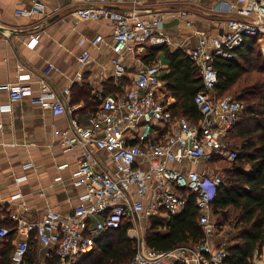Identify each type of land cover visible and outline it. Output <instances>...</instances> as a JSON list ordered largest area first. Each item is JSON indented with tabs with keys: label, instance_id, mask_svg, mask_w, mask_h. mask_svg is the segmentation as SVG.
I'll return each mask as SVG.
<instances>
[{
	"label": "built area",
	"instance_id": "2783aa9c",
	"mask_svg": "<svg viewBox=\"0 0 264 264\" xmlns=\"http://www.w3.org/2000/svg\"><path fill=\"white\" fill-rule=\"evenodd\" d=\"M107 1L118 5L127 2ZM237 2L240 6L229 5L228 10L241 18L228 21L226 30L217 37L196 31L198 42L188 51L200 70L205 87V92L198 93L195 98L202 114L198 125L171 111L161 66L154 64L140 70L131 85L124 86L121 92L100 97V107L90 116L86 126L73 120L69 131L58 132L68 151L77 145L82 148L72 180L74 186L84 188L85 193L81 203L69 215L50 210L42 220L18 218L15 227H0V248L8 237L13 236L16 240L13 264H24L32 238L53 251L59 264H78L93 251L96 238L102 234L126 224L131 225L130 233L143 227L142 223H148L152 217L181 215L186 211L191 195L199 209L203 241L195 246L183 245L159 252L139 239L131 264H203L204 255L210 256V264H223L227 253L222 243L217 245L214 241L220 232L212 220V202L225 178L210 169H193L192 166L214 159L233 162L238 158L228 136L246 106L233 97H217L219 76L213 63L217 57L232 59V51L249 39L257 40L264 59V0ZM131 3L133 6L126 11L94 7L73 13L77 23L109 19L113 22L117 56L112 59V65L119 87L127 77L123 62L126 53H142L148 47L162 48L171 43L170 38L159 31L162 19L144 16L139 8L142 0ZM46 14L44 0H31L30 6L16 10V16L28 19ZM34 41L33 47L38 43V37ZM101 41L98 37L93 44ZM90 58L85 52L80 62L85 64ZM52 69L54 66L48 64L44 74L48 76ZM28 79L21 77L18 84L6 86L11 102L29 98L32 104L45 110L68 112L45 80H40L41 93L36 96ZM78 79L82 80L81 74ZM64 94L68 96L70 89L64 90ZM8 109L10 106L5 110ZM91 148L107 154L113 170L102 168ZM185 162L190 165L187 170L183 169ZM65 167L66 164L59 168ZM253 264H264V248L262 252H256Z\"/></svg>",
	"mask_w": 264,
	"mask_h": 264
},
{
	"label": "crops",
	"instance_id": "0c3cea01",
	"mask_svg": "<svg viewBox=\"0 0 264 264\" xmlns=\"http://www.w3.org/2000/svg\"><path fill=\"white\" fill-rule=\"evenodd\" d=\"M30 2L0 0V25L14 32L11 37L0 34V227H14L18 218L42 220L50 210L69 215L81 203L85 189L74 186L72 175L82 148L77 145L68 151L58 132L69 131L73 120L82 126L89 123L91 112L86 110L84 101L89 95L81 94L84 87L90 93L89 101L100 107V97L131 85L137 73L148 66L143 57L153 49L148 47L142 53L125 54L123 62L127 77L119 87L112 65V59L117 56L113 22L109 19L77 23L73 13L94 7L126 11L133 6L132 0L119 5L107 0H44L46 15L32 19L16 16V10L30 6ZM229 5L240 6L237 0H142L139 8L147 18L153 15L162 19L159 31L171 40L163 48L188 53L198 42L196 31L217 37L226 30L228 21L241 18L228 10ZM182 13L186 16L181 17ZM36 37L38 43L33 47ZM98 37L102 41L94 45L93 41ZM85 52L91 58L82 64L80 57ZM48 64L54 69L46 76L44 70ZM157 64L164 77L169 61L163 52ZM79 74L82 80L78 79ZM21 77H29L36 96L41 93L40 80H45L68 112L45 110L32 104L29 98L11 102L6 86L18 84ZM66 89H70L68 96L64 94ZM167 99L170 107L175 104L170 94ZM7 106L10 109L5 110ZM91 150L100 159L102 168L113 170L107 154L94 148ZM202 163L193 167L202 169ZM65 164L67 167L59 168ZM228 241L227 235L222 246H227ZM36 245L44 263L50 249L39 242ZM15 248V238L8 237L0 248V264L8 256L13 264Z\"/></svg>",
	"mask_w": 264,
	"mask_h": 264
},
{
	"label": "trees",
	"instance_id": "16d2710c",
	"mask_svg": "<svg viewBox=\"0 0 264 264\" xmlns=\"http://www.w3.org/2000/svg\"><path fill=\"white\" fill-rule=\"evenodd\" d=\"M161 52L169 61L163 81L175 101L171 111L198 125L202 114L195 98L198 93L205 92L199 68L188 53L182 50L172 52L163 47L151 49L143 60L147 65L157 64ZM232 54V59L217 57L214 60L219 76L217 97L224 99L233 94L245 104L246 109L228 136L238 158L230 162L233 167L227 171L225 182L217 190L212 212L219 219L218 230L224 223L230 227L223 264H253L256 252H262L264 248V59L255 39L247 40ZM81 94L89 95L84 99L86 110H90L91 115L96 113L99 104L89 101L87 87L81 90ZM130 228L131 225L126 224L96 238L93 251L78 264H131L138 242L128 236ZM146 232L145 245L159 252L201 243L204 234L195 197L190 196L188 207L181 215L150 218ZM34 239H31L25 264H42L36 245L39 241ZM209 260L210 256L204 255L203 264H210ZM3 264H12L11 257L4 258ZM44 264H59L53 251L49 252Z\"/></svg>",
	"mask_w": 264,
	"mask_h": 264
},
{
	"label": "rangeland",
	"instance_id": "374dc122",
	"mask_svg": "<svg viewBox=\"0 0 264 264\" xmlns=\"http://www.w3.org/2000/svg\"><path fill=\"white\" fill-rule=\"evenodd\" d=\"M231 97L235 98V96L232 94ZM233 148V145L231 146ZM221 161H216V162H203L201 165H200V168H207V169H210L211 171H213L214 173H220L224 176H226V173L229 169H231L233 167V163H230L228 161H225V160H222V159H219ZM183 169L184 170H187L190 168V165H188V162H185L184 165H183ZM193 169H195V167L192 166ZM218 217H214L212 216V220L213 222H216V226H217V223L219 222V219H217ZM224 223V222H223ZM143 227H139L137 230H135V232L133 233H128V236L137 241L140 239V240H143L144 241V238H145V235H146V230H147V227H148V223L146 222H143L142 223ZM218 228V226H217ZM219 230L221 231H218L220 232V234L218 235V237H216V240H217V245L218 243H224L226 241V236H227V232H229L230 230V227L228 224H223V226H219ZM226 246V245H225ZM44 264V263H42Z\"/></svg>",
	"mask_w": 264,
	"mask_h": 264
},
{
	"label": "water",
	"instance_id": "95a60500",
	"mask_svg": "<svg viewBox=\"0 0 264 264\" xmlns=\"http://www.w3.org/2000/svg\"><path fill=\"white\" fill-rule=\"evenodd\" d=\"M13 33V30H9L8 28H5L4 26L0 25V34H3L7 37H11ZM140 242L142 243L143 240H140Z\"/></svg>",
	"mask_w": 264,
	"mask_h": 264
},
{
	"label": "bare ground",
	"instance_id": "6f19581e",
	"mask_svg": "<svg viewBox=\"0 0 264 264\" xmlns=\"http://www.w3.org/2000/svg\"><path fill=\"white\" fill-rule=\"evenodd\" d=\"M133 232H135V231H131L130 234L133 233Z\"/></svg>",
	"mask_w": 264,
	"mask_h": 264
}]
</instances>
